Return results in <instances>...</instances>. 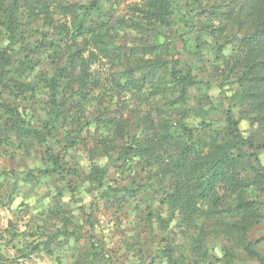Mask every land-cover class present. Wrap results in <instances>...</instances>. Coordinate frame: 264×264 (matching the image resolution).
<instances>
[{"label": "trees", "instance_id": "obj_1", "mask_svg": "<svg viewBox=\"0 0 264 264\" xmlns=\"http://www.w3.org/2000/svg\"><path fill=\"white\" fill-rule=\"evenodd\" d=\"M114 7L104 11L101 0H0V156L38 150L42 164L26 169L24 180L41 186L50 176L58 186L50 213L42 212L47 237L30 249L12 239L10 246L23 257L36 250L52 256V244L71 251L81 224L61 198L67 187L89 217L83 188L105 205L139 211L150 232L160 231L164 245L147 264L207 263L215 246L226 263L246 253L264 264L256 250L264 237L251 239L264 222V0H133L118 16ZM133 32L136 41L122 50ZM190 52L196 59L183 62ZM211 84L221 90L217 102ZM86 160L88 170L80 165ZM111 166L120 185L109 182ZM52 214L62 227H50ZM38 228L30 235L41 234ZM74 250L78 263L100 259ZM15 258L0 254V264Z\"/></svg>", "mask_w": 264, "mask_h": 264}, {"label": "rangeland", "instance_id": "obj_2", "mask_svg": "<svg viewBox=\"0 0 264 264\" xmlns=\"http://www.w3.org/2000/svg\"><path fill=\"white\" fill-rule=\"evenodd\" d=\"M75 1V0H74ZM133 0H101L104 11L113 4L115 6V16L125 15L128 11V5ZM109 13L106 15L108 16ZM136 32H133L130 39H126L122 50L126 51L133 45L136 41ZM174 33L171 34V37ZM5 42L4 38H0V45ZM119 43V42H118ZM182 61L188 63L196 59L194 52L185 53L182 55ZM210 59L206 57L205 60ZM100 67V62L97 69ZM101 68L107 73H110L112 69L106 58L102 59ZM122 69L120 64H116L113 71L120 72ZM208 69L204 72V77L207 76ZM211 81V80H210ZM214 83V82H211ZM211 84L210 93L213 96L215 102L219 101L222 93L219 87ZM195 90H190V95L194 94ZM200 92V91H199ZM197 100L195 98H190L189 104L191 106L195 105ZM94 104V102H92ZM96 104L94 107L89 109L88 113H92V110L96 109ZM36 108V106L31 109ZM177 108H175L174 113H177ZM234 111L238 113V107L234 106ZM125 113H129L126 109ZM40 117H44V113H38ZM192 119V118H191ZM193 120V119H192ZM250 127L248 120H242L241 128L248 130ZM59 137L63 138V133L58 134ZM38 151V150H37ZM34 151L33 155H25L21 152L16 153L15 156L4 155L0 156V254L9 256L11 259L15 256L16 264H147L154 256V254L160 249L164 243L159 244L158 234L159 230L150 232V230L141 221L140 215L137 211H134L129 206H126L124 211H120L117 206L105 205L104 198H100L97 195H92L86 192L82 187V203L86 205L89 217H84L83 213L79 210V204L72 201L69 191H64L61 198V206H63L65 213L72 218L78 225L81 224L78 231V239H76L72 244L70 243V249L74 252L78 250V254L81 251H95L100 254V259L94 263L87 262H77L74 255L66 252L68 244H65V249L60 248L57 244H52L51 248L54 250V254L51 256L46 251H34L28 257H23L16 254L15 248H12L9 239L13 240V244L16 248L30 249L36 242L42 241L47 233H43V227H46L45 215L42 212L50 213L48 210L54 206L57 195V182L53 178L45 177L42 179L43 183L41 186H34L29 181L24 180L23 173L28 168H34L41 166L40 153ZM78 159H82V156L78 151L74 150V153ZM264 156V154H262ZM105 159H101V163H105ZM84 170H88L90 166L89 160L82 161L80 163ZM111 171L115 175H111L109 182L115 185H120L123 181L121 180L120 174L115 172V169L111 166ZM128 175L129 172H125ZM126 181L127 178H126ZM82 186V184H80ZM9 194L14 196V200L8 203ZM96 196V197H95ZM98 198V199H97ZM71 199V200H70ZM96 201L97 206H94L93 202ZM158 205V204H157ZM163 212L166 211L165 207H161ZM49 216L50 227H62L59 218ZM13 220L15 223V230H7L8 222ZM30 223V226H29ZM48 226V225H47ZM40 227V228H38ZM36 228L40 229L38 236H32L30 233ZM15 231V232H14ZM19 234V238L15 236ZM93 234L97 238L96 245L93 246L88 239ZM174 232L169 233L166 237H171ZM264 237V222L258 225L252 230L251 239L258 240ZM176 242L181 243L182 237L176 236ZM78 242V243H77ZM256 250L264 256V240L256 243ZM214 254L207 263L202 264H229L226 263L223 258V253L219 246L213 248ZM92 253V252H91ZM101 254L104 257H101ZM73 255V256H72ZM81 254L78 255V257ZM218 257V259H216ZM104 258H106L104 261ZM81 258H78V261ZM154 264H166L163 259H157ZM234 264H260L257 259L250 258L246 253L239 254L235 259Z\"/></svg>", "mask_w": 264, "mask_h": 264}]
</instances>
